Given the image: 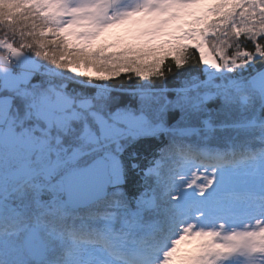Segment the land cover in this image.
Wrapping results in <instances>:
<instances>
[{"label": "snow or ice", "instance_id": "obj_1", "mask_svg": "<svg viewBox=\"0 0 264 264\" xmlns=\"http://www.w3.org/2000/svg\"><path fill=\"white\" fill-rule=\"evenodd\" d=\"M0 264H264V0H0Z\"/></svg>", "mask_w": 264, "mask_h": 264}, {"label": "rangeland", "instance_id": "obj_2", "mask_svg": "<svg viewBox=\"0 0 264 264\" xmlns=\"http://www.w3.org/2000/svg\"><path fill=\"white\" fill-rule=\"evenodd\" d=\"M128 34L125 32L123 27H116L109 30L104 36L96 41V44L107 42H113L119 38H127Z\"/></svg>", "mask_w": 264, "mask_h": 264}]
</instances>
